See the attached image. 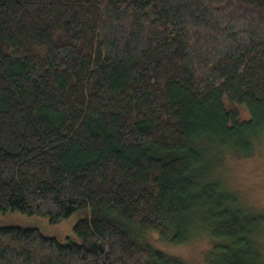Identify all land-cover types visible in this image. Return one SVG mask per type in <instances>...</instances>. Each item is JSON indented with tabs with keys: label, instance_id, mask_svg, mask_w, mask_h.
Listing matches in <instances>:
<instances>
[{
	"label": "trees",
	"instance_id": "16d2710c",
	"mask_svg": "<svg viewBox=\"0 0 264 264\" xmlns=\"http://www.w3.org/2000/svg\"><path fill=\"white\" fill-rule=\"evenodd\" d=\"M263 143L264 0H0V212L78 216L0 264H264L224 172Z\"/></svg>",
	"mask_w": 264,
	"mask_h": 264
},
{
	"label": "rangeland",
	"instance_id": "374dc122",
	"mask_svg": "<svg viewBox=\"0 0 264 264\" xmlns=\"http://www.w3.org/2000/svg\"><path fill=\"white\" fill-rule=\"evenodd\" d=\"M243 115L246 116V112H243ZM258 149L256 156L252 159L233 158L231 163L227 161L224 172L225 180L232 190H238L243 204L251 209L264 212V143ZM77 219L78 216L73 215L59 224H50L47 218L41 216L0 212V223L2 224L35 227L46 235L58 238L70 234ZM156 246L170 255L183 258L190 263L202 264L206 256L205 250L210 246V240L207 237H201L194 244L182 246L163 244L158 241Z\"/></svg>",
	"mask_w": 264,
	"mask_h": 264
}]
</instances>
